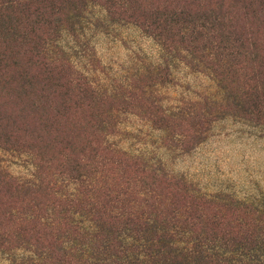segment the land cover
<instances>
[{
  "label": "trees",
  "instance_id": "trees-1",
  "mask_svg": "<svg viewBox=\"0 0 264 264\" xmlns=\"http://www.w3.org/2000/svg\"><path fill=\"white\" fill-rule=\"evenodd\" d=\"M93 17L159 59L87 53ZM176 65L210 85L171 101ZM225 117L264 130V0H0L1 264H264V196L207 192L158 153Z\"/></svg>",
  "mask_w": 264,
  "mask_h": 264
},
{
  "label": "rangeland",
  "instance_id": "rangeland-1",
  "mask_svg": "<svg viewBox=\"0 0 264 264\" xmlns=\"http://www.w3.org/2000/svg\"><path fill=\"white\" fill-rule=\"evenodd\" d=\"M99 9L95 8L96 12L92 15L97 14L99 17ZM97 20L94 17L88 19L84 27L86 38L90 39V49L86 52L90 54L94 51L99 59L114 70L137 56L159 59L158 46L135 26L118 25L108 30L106 25L97 27ZM61 40L67 49L72 45L66 33ZM76 52L71 51L76 60H80ZM88 58L90 61L93 56L89 55ZM174 73L173 84L165 89L173 102L180 95L191 97L211 83L206 75L182 65H176ZM133 126L139 127H131L130 135L137 133V128L144 132L140 146H147V142L150 148H156V145L152 147L153 138L144 137L148 128L142 123H134ZM130 144L132 141L127 142L126 147L129 148ZM158 153L165 158L170 170L185 175L207 192L221 191L241 199L264 196V130L260 127L225 117L212 124L206 139L190 154L176 156L160 147ZM12 169L17 174L24 171L16 165Z\"/></svg>",
  "mask_w": 264,
  "mask_h": 264
}]
</instances>
